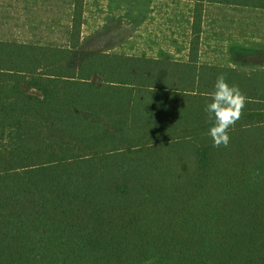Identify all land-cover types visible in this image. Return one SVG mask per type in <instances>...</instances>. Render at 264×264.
Segmentation results:
<instances>
[{
	"label": "trees",
	"instance_id": "obj_1",
	"mask_svg": "<svg viewBox=\"0 0 264 264\" xmlns=\"http://www.w3.org/2000/svg\"><path fill=\"white\" fill-rule=\"evenodd\" d=\"M187 1L184 62L81 52L84 0L67 47L0 42V264H264V71L196 59L204 4L264 0ZM220 74L247 97L227 147Z\"/></svg>",
	"mask_w": 264,
	"mask_h": 264
},
{
	"label": "rangeland",
	"instance_id": "obj_2",
	"mask_svg": "<svg viewBox=\"0 0 264 264\" xmlns=\"http://www.w3.org/2000/svg\"><path fill=\"white\" fill-rule=\"evenodd\" d=\"M72 3L0 0V40L67 47ZM193 8L194 2L187 0H84L81 33L86 39L78 47L81 52L136 57L161 50L171 60L187 61ZM117 27L121 37H110ZM233 46H247L257 53L237 55L232 62L228 50ZM196 59L203 65L238 64L240 71H264V10L204 4Z\"/></svg>",
	"mask_w": 264,
	"mask_h": 264
},
{
	"label": "clouds",
	"instance_id": "obj_3",
	"mask_svg": "<svg viewBox=\"0 0 264 264\" xmlns=\"http://www.w3.org/2000/svg\"><path fill=\"white\" fill-rule=\"evenodd\" d=\"M210 102L204 111L210 127L207 135L214 147H227L230 142L229 129L233 128L243 114L247 97L236 84H229L224 74L217 76L214 91L209 94Z\"/></svg>",
	"mask_w": 264,
	"mask_h": 264
},
{
	"label": "crops",
	"instance_id": "obj_4",
	"mask_svg": "<svg viewBox=\"0 0 264 264\" xmlns=\"http://www.w3.org/2000/svg\"><path fill=\"white\" fill-rule=\"evenodd\" d=\"M73 4V3H72ZM72 7H73V5H72ZM250 9H253V8H250ZM255 10H257V9H255ZM69 17H70V24H69V26H68V28H67V32L69 31V29H70V27H71V18H72V12H71V9H70V12H69ZM116 18H114L113 20H115ZM83 32L81 33V38L83 39ZM68 38H69V36H68ZM64 40H67V37L65 36V38H64ZM0 42H16V41H1L0 40ZM17 43V42H16ZM33 42H26V43H23V44H32ZM33 44H35V43H33ZM104 44H107V42H105ZM37 45H42V44H37ZM48 45H53V46H60V45H62V43H60V44H48ZM48 45H43V46H48ZM239 47V46H238ZM242 48H247V49H252V48H249V47H247V46H245V47H242ZM252 50H255V49H252ZM229 51V50H228ZM162 53H166V52H164V51H161V50H159L157 53H148V54H150V55H145V54H143V55H140V56H146V57H148V58H157L158 56H161V55H163ZM168 57H171V56H169L168 54H166ZM173 58V57H172ZM203 65V64H202ZM220 67H223V66H220Z\"/></svg>",
	"mask_w": 264,
	"mask_h": 264
}]
</instances>
